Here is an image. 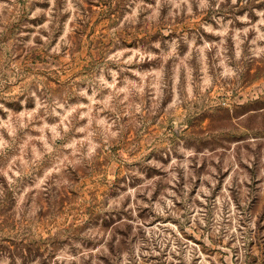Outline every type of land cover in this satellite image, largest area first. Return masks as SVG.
Returning <instances> with one entry per match:
<instances>
[{"label": "rangeland", "instance_id": "obj_1", "mask_svg": "<svg viewBox=\"0 0 264 264\" xmlns=\"http://www.w3.org/2000/svg\"><path fill=\"white\" fill-rule=\"evenodd\" d=\"M0 264H264V0H0Z\"/></svg>", "mask_w": 264, "mask_h": 264}]
</instances>
